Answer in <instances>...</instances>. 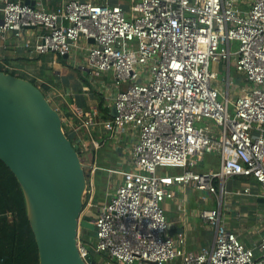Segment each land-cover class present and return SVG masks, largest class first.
Returning <instances> with one entry per match:
<instances>
[{
	"label": "built area",
	"instance_id": "obj_1",
	"mask_svg": "<svg viewBox=\"0 0 264 264\" xmlns=\"http://www.w3.org/2000/svg\"><path fill=\"white\" fill-rule=\"evenodd\" d=\"M2 12V33L21 37L26 28L42 29L35 43L40 53H65L82 37L93 39L86 48L87 67L96 75H114L117 114L105 119L104 128H133L137 139L132 167L121 172L103 204L94 202L97 158L82 160L89 174L84 211L98 208L96 251L117 264H165L176 258L184 264H264V235L257 247L246 246L219 208L201 212L215 227L213 246L187 251L183 234L168 235L163 205L174 197L175 185L216 193L219 182L222 193L226 178L238 174L254 176L264 196V0H132L128 9L69 0L55 11L41 2L5 0ZM212 62L227 70L223 98ZM232 65L246 80L235 100L229 94ZM74 111L83 136L73 144L82 154L98 148L92 129L98 109ZM205 152L220 155L219 170L158 171L163 165H194ZM79 248L86 259L89 251L80 240Z\"/></svg>",
	"mask_w": 264,
	"mask_h": 264
},
{
	"label": "crops",
	"instance_id": "obj_2",
	"mask_svg": "<svg viewBox=\"0 0 264 264\" xmlns=\"http://www.w3.org/2000/svg\"><path fill=\"white\" fill-rule=\"evenodd\" d=\"M25 3L41 2L49 11L61 8L69 0H15ZM97 3L120 4L128 9L127 3L132 0H91ZM5 0H0V19H2ZM42 33L40 27L26 28L21 37L13 32H0V69L6 66L18 76L34 80L47 96L51 104L61 113L63 123L73 142L83 136L81 119L75 115V108L84 112L98 109V124L92 126L94 135L99 141L96 149H86L83 156L90 160L91 156L111 158L110 165H98L94 175V196L97 191L96 175L102 183H113V191L104 201L105 203L115 192L117 184L122 180V171L130 169L131 152L136 141L133 128L124 131L111 132L104 128L105 119L113 117L111 108L119 88L114 84L113 73L96 75L87 67V46L90 40L82 37L78 46H72L68 52L48 51L40 53L35 49L38 35ZM11 72V71H9ZM220 97L223 98L221 83ZM227 90V86H226ZM225 90V92H226ZM242 91L235 88L230 98L235 100ZM234 95V96H233ZM96 122V123H97ZM200 166L199 171L209 172L219 170L221 157L216 152H205L194 165L181 168L174 173L162 171L161 174H177L191 166ZM100 171L98 174L97 172ZM195 171V170H193ZM115 176V177H113ZM221 193V184L217 183V192L199 190L191 184L175 185L173 198L164 201L166 217L169 223L168 235L177 238L179 234L185 236V249L200 253L205 248L213 246L215 241V227L207 223L201 212L205 209L219 208L224 222L231 230L237 232L239 239L249 247H257L264 235V196L263 186L254 176L233 175L226 178ZM248 188L250 191L245 192ZM191 191V194L189 193ZM198 191L201 194H198ZM192 195L194 197H192ZM101 203V204H103ZM87 211V210H86ZM259 251H256L258 253ZM106 262L111 263L105 255ZM137 264V263H134ZM152 264V263H145ZM165 264H184L181 258H176Z\"/></svg>",
	"mask_w": 264,
	"mask_h": 264
},
{
	"label": "water",
	"instance_id": "obj_3",
	"mask_svg": "<svg viewBox=\"0 0 264 264\" xmlns=\"http://www.w3.org/2000/svg\"><path fill=\"white\" fill-rule=\"evenodd\" d=\"M111 112L117 114L115 104ZM0 160L23 190L39 264H89L79 248V228L94 229L98 211H84L88 182L80 153L44 91L2 69Z\"/></svg>",
	"mask_w": 264,
	"mask_h": 264
},
{
	"label": "trees",
	"instance_id": "obj_4",
	"mask_svg": "<svg viewBox=\"0 0 264 264\" xmlns=\"http://www.w3.org/2000/svg\"><path fill=\"white\" fill-rule=\"evenodd\" d=\"M11 73L15 74L14 72ZM32 81L35 83L34 80ZM63 126L66 131L65 123H63ZM66 134L68 135L67 131ZM76 149L80 153V156L83 160L82 152L79 150L78 147H76ZM110 160L111 158L99 157L98 163L100 164V166H108L110 165ZM99 172L100 171H98L97 174ZM101 178L100 176L96 175L97 191L94 196L95 203H99V188L103 184ZM87 179L89 182V174H87ZM93 209L96 210L95 207ZM9 214L11 215L9 216ZM79 229L80 241L87 247L89 251V255L86 260L93 264H103L106 261V254L102 256V258H97L93 248L87 246L89 241L93 242L95 240L96 230L87 228L83 224H80ZM0 264H39V252L37 242L33 230L31 228L30 221L28 219L27 207L23 190L14 173L1 160Z\"/></svg>",
	"mask_w": 264,
	"mask_h": 264
},
{
	"label": "rangeland",
	"instance_id": "obj_5",
	"mask_svg": "<svg viewBox=\"0 0 264 264\" xmlns=\"http://www.w3.org/2000/svg\"><path fill=\"white\" fill-rule=\"evenodd\" d=\"M129 5H130V4L127 3V7H128ZM232 48H233L234 50L237 48V42H233V43H232ZM210 69L218 72V79H217V80H218L219 82L222 83V84H221V87H222L223 93H225V90H226V83L224 82V77L227 76V70H226V68L223 67V64H222V63L217 64V63H215V62H212L211 65H210ZM5 71H11V72H14V71L10 70L9 68H5ZM11 72H10V73H11ZM17 73L19 74V72H17ZM17 73H16V74H17ZM230 76L233 77L232 80H231V91H234L235 88H236V89H237V88H241V87H243V86L246 85V80H245V78H244V75H243L242 73L238 72V71L236 70V68L234 67V65L231 66ZM233 96H234V95H233ZM234 99H235V98H234ZM66 131H67V129H66ZM67 133H68V132H67ZM68 135H69V133H68ZM83 160L87 162V158H85L84 156H83ZM88 161H89V160H88ZM181 168H184V167H181V166H174V165H163V166L159 167V169H161L163 172H164V171H167V172H169V173H174V172H176V171H178V170H181ZM199 169H200V166H199V165H197V166H191V170H195V171L197 170V171H199ZM113 177H115V176H113ZM113 189H114V188H113V183H112V184H109V183L107 182L106 184H102V185L100 186V188H99V200H100V201L98 200V202H99V203H103V202H101V201H102V200L104 201L106 198H108L109 195L112 193ZM189 193L191 194V191H190ZM198 194H201V192L198 191ZM192 197H194V196L192 195ZM10 215H11V214H9V216H10ZM10 218H11V217H10ZM86 232H87V231H86ZM78 239L80 240V229H79ZM94 241H95V240H94ZM94 241H93V242H92V241H89L88 244H87V246L93 248V250H94L95 253H96V257H97V258H102V256H104L105 254L102 253V252H99V251H96V250H95V244H94ZM100 260H102V259H100ZM110 261H111V263L106 262V264H117L116 262H113V260H111V259H110ZM103 264H105V262H104Z\"/></svg>",
	"mask_w": 264,
	"mask_h": 264
},
{
	"label": "flooded vegetation",
	"instance_id": "obj_6",
	"mask_svg": "<svg viewBox=\"0 0 264 264\" xmlns=\"http://www.w3.org/2000/svg\"><path fill=\"white\" fill-rule=\"evenodd\" d=\"M96 211H98V208H96Z\"/></svg>",
	"mask_w": 264,
	"mask_h": 264
}]
</instances>
